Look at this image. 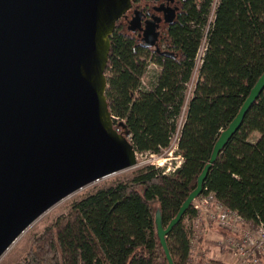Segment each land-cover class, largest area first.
Segmentation results:
<instances>
[{"label":"trees","instance_id":"1","mask_svg":"<svg viewBox=\"0 0 264 264\" xmlns=\"http://www.w3.org/2000/svg\"><path fill=\"white\" fill-rule=\"evenodd\" d=\"M213 5L214 0L185 2L168 33L174 56L144 50L119 24L111 37L106 97L115 129L129 132L138 155H161L177 136L181 166L170 174L141 167L129 183L81 200L35 238L22 264H168L157 236V210L167 227L264 74V0H220L211 19ZM149 62L160 74L143 87ZM254 133L259 138L252 142ZM207 191L247 221L264 225V92L212 166ZM192 213L191 206L167 238L175 264L188 263L191 234L185 220Z\"/></svg>","mask_w":264,"mask_h":264},{"label":"water","instance_id":"2","mask_svg":"<svg viewBox=\"0 0 264 264\" xmlns=\"http://www.w3.org/2000/svg\"><path fill=\"white\" fill-rule=\"evenodd\" d=\"M130 8L131 0H0V259L62 200L138 165L106 97L111 37ZM129 29L137 30L134 20ZM148 33L143 42L150 48L158 37ZM263 92L264 74L167 227L157 210L168 264H175L168 236L203 194L212 166Z\"/></svg>","mask_w":264,"mask_h":264},{"label":"built area","instance_id":"3","mask_svg":"<svg viewBox=\"0 0 264 264\" xmlns=\"http://www.w3.org/2000/svg\"><path fill=\"white\" fill-rule=\"evenodd\" d=\"M219 1L214 0L211 19L214 18ZM203 55L202 52V57ZM192 212L185 220L191 234L187 264H212L207 248V237L211 228L218 229L222 234L213 244L214 247L222 254H231L232 264H264L263 224L247 221L224 206L214 193L208 191L203 192L193 202Z\"/></svg>","mask_w":264,"mask_h":264},{"label":"rangeland","instance_id":"4","mask_svg":"<svg viewBox=\"0 0 264 264\" xmlns=\"http://www.w3.org/2000/svg\"><path fill=\"white\" fill-rule=\"evenodd\" d=\"M216 1V0H215ZM208 30V27L206 31ZM206 43H202L201 49L199 51V56H197L196 67L197 70L200 68L201 60H202V52L204 53ZM160 74V69L152 62H149L148 68V78L144 82L143 87H147L150 82H154ZM198 78V73L195 71L187 90V98L192 96V92L194 90L196 81ZM186 111V109H185ZM183 117L179 121V125L182 123ZM259 138V134L254 133L250 137L252 142H255ZM178 137L175 136L171 147L163 152L161 155H151V154H143L137 155L138 165L135 168L130 170H126L116 175H112L105 179L100 180L99 182H95L89 186H86L84 190H80V192H76L69 198L64 201L58 203L54 206L50 211L44 214L39 220H37L18 240L17 242L10 247L5 255H3L0 259V264H22L24 259L26 258L33 241L35 238L40 236L42 232H44L47 228L54 226L56 222L68 215L72 206L80 202L81 200L87 198L90 195H93L101 190H106L110 187L115 186L118 183H129L136 171L141 167L147 165H153L158 169L164 170L165 173L170 174L174 172L177 168H179L182 164V157L177 154L178 150ZM220 251L210 250L209 255L210 259H218ZM225 257L229 260H233V256L229 253L225 254Z\"/></svg>","mask_w":264,"mask_h":264},{"label":"flooded vegetation","instance_id":"5","mask_svg":"<svg viewBox=\"0 0 264 264\" xmlns=\"http://www.w3.org/2000/svg\"><path fill=\"white\" fill-rule=\"evenodd\" d=\"M187 0H131V8L117 22L127 35L136 37L137 42L146 51L164 53L170 49L168 33L181 14ZM135 21L137 30L131 31L130 24ZM156 34L155 46L146 47L145 33ZM150 34V33H148ZM151 40L150 38L148 39ZM160 51V52H159Z\"/></svg>","mask_w":264,"mask_h":264},{"label":"crops","instance_id":"6","mask_svg":"<svg viewBox=\"0 0 264 264\" xmlns=\"http://www.w3.org/2000/svg\"><path fill=\"white\" fill-rule=\"evenodd\" d=\"M222 234L220 233V231H218V229H215V228H211L209 230V235L207 237V248L209 249L208 251L210 252V250H213V251H217V249L214 247V243L216 242L217 239L220 238ZM221 253V252H219ZM218 258L217 260H220V261H223L224 263H228V264H232L233 261H231L230 259L228 260L226 257H225V254H220L219 257H216Z\"/></svg>","mask_w":264,"mask_h":264},{"label":"bare ground","instance_id":"7","mask_svg":"<svg viewBox=\"0 0 264 264\" xmlns=\"http://www.w3.org/2000/svg\"><path fill=\"white\" fill-rule=\"evenodd\" d=\"M115 175H116V174H115ZM85 188H86V187H85ZM81 190H84V188L81 189ZM77 192H78V191H77ZM79 192H80V190H79ZM75 193H76V192H75ZM75 193H73V194H75ZM73 194H72V195H73ZM72 195H70V196H72ZM70 196H69V197H70ZM69 197H67V198H69ZM67 198H65V199H67ZM65 199H64V200H65ZM64 200H62V201H64ZM62 201H61V202H62ZM49 211H50V210H49ZM47 212H48V211H47ZM47 212H46V213H47ZM46 213H45V214H46ZM43 215H44V214H43ZM43 215H42V216H43ZM42 216H41V217H42ZM41 217H40V218H41ZM40 218H39V219H40ZM39 219H38V220H39ZM36 221H37V220H36ZM36 221H35V222H36ZM35 222H34V223H35ZM34 223H33V224H34ZM33 224H32V225H33ZM32 225H31V226H32ZM31 226H30V227H31ZM30 227H29V228H30ZM29 228H28V229H29ZM28 229H26L25 232H26ZM25 232H24V233H25ZM24 233H23V234H24ZM23 234H22V235H23ZM22 235H21V236H22ZM21 236H20V237H21ZM20 237H19V238H20ZM19 238H18V239H19ZM18 239H17V240H18ZM17 240L15 241V243L17 242ZM15 243H14V244H15ZM14 244H13V245H14ZM9 249H10V248H9ZM9 249H8V250H9ZM8 250H7V251H8ZM6 253H7V252H6ZM6 253H5V254H6ZM5 254H4V255H5Z\"/></svg>","mask_w":264,"mask_h":264}]
</instances>
